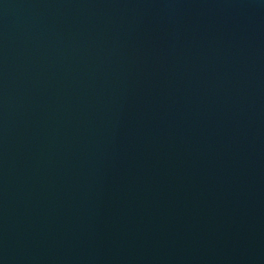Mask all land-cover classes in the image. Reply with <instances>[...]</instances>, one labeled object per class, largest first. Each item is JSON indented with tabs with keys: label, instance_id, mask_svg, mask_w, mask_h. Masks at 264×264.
<instances>
[{
	"label": "water",
	"instance_id": "95a60500",
	"mask_svg": "<svg viewBox=\"0 0 264 264\" xmlns=\"http://www.w3.org/2000/svg\"><path fill=\"white\" fill-rule=\"evenodd\" d=\"M0 264H264V0H0Z\"/></svg>",
	"mask_w": 264,
	"mask_h": 264
}]
</instances>
